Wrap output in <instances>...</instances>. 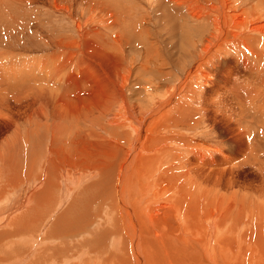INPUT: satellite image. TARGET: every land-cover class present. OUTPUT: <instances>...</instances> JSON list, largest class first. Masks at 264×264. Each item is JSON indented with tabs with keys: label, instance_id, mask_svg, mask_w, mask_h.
Instances as JSON below:
<instances>
[{
	"label": "bare ground",
	"instance_id": "obj_1",
	"mask_svg": "<svg viewBox=\"0 0 264 264\" xmlns=\"http://www.w3.org/2000/svg\"><path fill=\"white\" fill-rule=\"evenodd\" d=\"M22 1L0 0V6ZM51 1L54 11L69 13V0ZM196 1L159 0L153 25L148 13L135 23L124 18L140 10L131 2L86 0L89 15L100 14L105 28L117 21L124 22L123 30L133 26L134 40L127 32L107 36L87 30L81 22L78 39L58 40L59 52L39 51L43 55L35 59L9 63L7 73L22 76L16 88L21 96L16 90L13 96L26 97L18 101L28 102L29 120L52 113L61 122L44 137L50 144L40 155L44 160L38 146L26 153L30 159L20 175L16 165L15 176L0 181V264H264V187L221 193L214 182L206 185L233 157L191 132L201 125L204 110L195 92L207 83L203 68L222 53L246 55L237 61L264 68V61L257 62L264 59V12L257 13L264 0L246 1L247 7L239 0ZM188 20L205 23L195 42ZM122 40L134 55L122 54ZM240 85H230L238 108L244 98L262 112L264 101L253 100L258 92ZM0 116L8 119L6 112ZM12 136L0 141V160L13 155ZM27 184L33 189L23 187ZM69 235L76 240L61 239ZM23 247L25 256L38 250L34 260H13L22 258Z\"/></svg>",
	"mask_w": 264,
	"mask_h": 264
},
{
	"label": "rangeland",
	"instance_id": "obj_2",
	"mask_svg": "<svg viewBox=\"0 0 264 264\" xmlns=\"http://www.w3.org/2000/svg\"><path fill=\"white\" fill-rule=\"evenodd\" d=\"M59 1L60 3L63 2V0ZM69 1L71 3L69 13L62 14L53 10L54 5L52 4V1L50 3V0H23L19 4H11L8 8L4 7V5L0 6V8L4 7L2 8L3 12L0 10V65H3V67L0 68V110L1 112H6L8 114V119H4V117L0 116V141L4 138H7L8 140L10 137H13L12 134L14 135L15 141L14 144L10 146V153H13V155L0 160V181L12 179L15 176L16 165H19L20 175L22 166H25L23 165V162H27L30 159V156L26 154L28 151H31L34 148L37 150L38 148L36 147L40 146V154L37 156L44 154L45 152L43 150L50 146L49 141L44 138L45 135L48 137L51 134V131L56 128V125L61 122V119L54 116L52 113L45 116L40 113L38 117L29 120L28 114H30L32 110L29 111L30 106H27L28 102L18 101L22 100V98L24 100L26 97L16 99L13 96L16 88L21 87L23 81L22 76L19 72L15 73V76L8 74L7 71L11 69L9 63L13 60L23 59V56H28L29 59H35L41 54L39 51L45 53L51 51L59 52L57 47L58 45H61V43L58 40L64 39L63 37L65 35L73 40L78 39L77 28L81 26V22L87 27V30L97 29L107 36L117 35L118 33H122L126 36L124 32H127L131 35L130 40H134L133 26H130L129 30H123L122 27L124 22L119 23L117 21L119 24L118 26L107 29L104 27L106 20L99 18L100 14L97 17L89 15L88 9H86L87 5L84 3L86 0ZM117 1L119 0H116V2ZM125 1L127 3L131 2L133 8L135 6L143 7H140V10L138 9L135 12L132 10V12H128L127 15L122 14L123 17L126 15L124 18H127L128 22L135 23V21L143 20L144 14L148 13L149 19L152 20L153 25L157 23V20L159 19L157 13V10L159 9V0L150 3H147L146 0H135L136 2L134 0H122V2ZM239 1L242 3L245 2L246 4L247 2H254L253 0ZM196 2L203 3V0ZM245 3L244 5H246ZM248 5L249 4H247L246 7ZM260 8L258 10H260ZM260 11H257L259 17L263 14L262 12H264V9L262 8ZM119 16L121 17V15ZM101 17L103 18V16ZM188 21L189 25L193 26L189 27V33L191 35L196 34L195 38H193V41L195 42L196 39H199L197 36L200 35V32L205 30V23L201 25L198 24V21L194 22L192 20L194 23V25H192L190 20ZM155 28L158 29L156 25L154 26V29ZM248 30L247 27L246 31ZM185 33L187 35V31ZM86 39L90 40V38ZM118 44L122 54L125 53L126 56L134 55L131 52V46H128L127 41L122 40L118 42ZM96 49L102 57H105L108 60L110 59L109 53L101 50L99 47ZM222 49H225L224 53L228 51L226 45L222 46ZM142 55H145L144 51L141 53V56ZM261 55L264 56V52H262ZM221 56L223 57H219L220 59L214 65L203 68V71H205L209 77L207 83L202 84V89L196 88L195 92L199 97V104L204 110L202 109L199 113L201 125L199 124L200 126L197 127L194 126V128H196L191 132L197 131L195 132L198 134L197 136L200 135L209 143H215L216 145H213L214 147L221 145V152L233 157V161L226 165V169L216 180V174H214L212 178H206V185H211L214 182L221 193L230 191L238 193L243 191H255L258 188L264 187V168H260L261 164L264 163V110L261 112L250 105H246L244 98H242L241 105L238 108L237 103L233 100L232 93L230 92V85L231 83L238 81H240L241 87H247L248 84L250 92H258V97L253 98V100L264 101V82H262L261 79L262 77L264 78V68L256 67V69L252 65H250V67H245L242 62L239 63V61H237L242 58H247L246 55L233 58L231 53H226L225 55L222 53ZM141 58L142 57L139 58V56H137L135 60L139 62ZM263 61L264 59L262 57L257 59L258 63H262ZM127 63H129L128 60ZM15 70L20 71V68H15ZM173 71L179 75L174 68ZM182 73L184 72H181V74ZM258 74H262V77H258ZM244 80H247L249 83H245ZM173 82H175V80H173ZM16 95L20 97L21 92L17 91ZM44 99L45 95L41 93V100ZM43 102L47 105L50 103L48 101ZM47 108L49 111L51 110L50 107ZM9 119H12V121L10 120V122ZM36 123H39L40 125H36ZM205 133L208 137H204ZM102 134L105 133L103 132ZM38 136L41 137V140L39 141L36 140V137ZM26 140L28 141L24 144ZM127 142L128 143L123 142L126 147L129 144V141ZM218 154L219 153H216L215 155ZM69 155L70 154H68V156ZM45 156L46 155L40 157L44 160ZM34 157L36 158V155ZM39 159L37 160L39 161ZM42 160L40 159L39 162H43ZM32 161L33 160L31 159V162ZM87 162L88 159L83 164H86ZM38 164L37 167L39 166ZM203 174L204 178L208 176L206 173ZM0 184L2 185L1 182ZM23 187H30L33 189L31 184H27ZM71 196L74 197L75 195ZM70 201L71 197H68L67 204H69ZM27 206L25 208H27ZM92 225H94V229H101L104 227V224L102 227L98 224ZM41 236H44V232ZM74 238L77 237L72 238L69 235L66 238L61 239L65 242L70 241L72 243L76 240ZM69 245L67 247L71 248L72 245ZM24 248L25 247L18 251L23 259L18 257L19 253L16 252L14 255L18 256L13 258V260L31 261V258L34 260L37 251L43 249L44 246L41 247L36 245V249L38 250H35V253L33 252L32 256H25L26 253L25 250H23ZM87 251H93V249ZM253 252L254 251H252V257ZM25 257H28L29 259H26Z\"/></svg>",
	"mask_w": 264,
	"mask_h": 264
}]
</instances>
